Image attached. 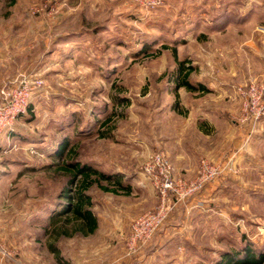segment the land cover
<instances>
[{"label":"rangeland","instance_id":"374dc122","mask_svg":"<svg viewBox=\"0 0 264 264\" xmlns=\"http://www.w3.org/2000/svg\"><path fill=\"white\" fill-rule=\"evenodd\" d=\"M249 3L241 14V0L153 9L140 0H0V89L20 74L42 80L31 111L0 133V264H56L50 244L68 264H216L228 251L264 253V114L245 109L250 86L264 81L240 77L233 91L225 67V41L235 38L226 26L264 17ZM173 50L205 90L175 87ZM64 141L70 150L58 158ZM156 152L188 179L201 159L232 169L126 255L133 220L157 204L143 172ZM73 156L121 175L130 190L92 186L95 232L58 236L59 226L71 230L57 193Z\"/></svg>","mask_w":264,"mask_h":264},{"label":"built area","instance_id":"2783aa9c","mask_svg":"<svg viewBox=\"0 0 264 264\" xmlns=\"http://www.w3.org/2000/svg\"><path fill=\"white\" fill-rule=\"evenodd\" d=\"M164 1L140 0L147 9H153ZM41 82L40 78L20 74L3 85L0 89V133L3 129L10 128L17 117L26 112L31 96ZM245 109L253 112L254 119L264 114V85L250 86ZM229 161L220 163L201 159L196 175L188 179L176 174L175 167L163 153L150 155L143 165V172L156 190L157 204L154 209L133 220L126 242V255H133L145 246L178 203L193 197L205 184L231 171Z\"/></svg>","mask_w":264,"mask_h":264},{"label":"trees","instance_id":"16d2710c","mask_svg":"<svg viewBox=\"0 0 264 264\" xmlns=\"http://www.w3.org/2000/svg\"><path fill=\"white\" fill-rule=\"evenodd\" d=\"M176 61V76L175 87H185L187 90H205L204 86H195L188 80L189 71L182 72V61L176 57L175 50H173ZM190 67L188 68V70ZM31 111V100L28 104L27 110L24 114ZM21 116V115H20ZM18 116V117H20ZM17 117V118H18ZM68 143L62 142L56 155L62 158L68 150ZM70 150V149H69ZM68 150V151H69ZM67 151V152H68ZM63 173L65 174V181L57 193L58 206L61 208L59 215L65 216V220L71 223V230L68 231L62 226H59L58 236H72L75 234L87 236L95 232L98 226V219L92 207L93 200L88 190L92 186H96L102 191L118 194L119 188L122 189L123 194H128L130 185L122 184V177L119 174H109L101 171L87 162H82L73 156L69 161L63 162ZM207 185V184H206ZM50 251L54 254L56 264H68L69 261L63 258L59 249L55 245L50 244ZM216 264H264V253H259L246 247L237 251H228L220 256Z\"/></svg>","mask_w":264,"mask_h":264},{"label":"crops","instance_id":"0c3cea01","mask_svg":"<svg viewBox=\"0 0 264 264\" xmlns=\"http://www.w3.org/2000/svg\"><path fill=\"white\" fill-rule=\"evenodd\" d=\"M256 1V9L264 14V0ZM249 4V0H241V14L246 13ZM248 19L241 15L240 21L230 22L226 26L227 31L235 34V38L225 41V67L227 83L236 92L241 88L240 77H255L264 81V17L262 22L256 24ZM258 27H261L259 31Z\"/></svg>","mask_w":264,"mask_h":264}]
</instances>
